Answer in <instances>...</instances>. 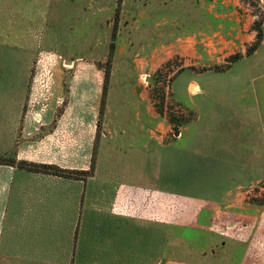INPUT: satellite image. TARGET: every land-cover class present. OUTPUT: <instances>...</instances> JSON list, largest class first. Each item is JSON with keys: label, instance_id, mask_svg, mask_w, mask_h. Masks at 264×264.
<instances>
[{"label": "rangeland", "instance_id": "rangeland-1", "mask_svg": "<svg viewBox=\"0 0 264 264\" xmlns=\"http://www.w3.org/2000/svg\"><path fill=\"white\" fill-rule=\"evenodd\" d=\"M212 5L206 9L194 0H47V19L42 14L29 28L32 50L7 51L8 38L0 37V76L21 78L13 86L17 93L28 94L25 107L99 112L95 168L91 169L97 172V181L101 174L126 172V164L143 153L154 188L196 199H220L241 181L226 179L225 165L185 161L182 138L173 144L179 137L176 133L192 117L184 107L185 80L212 69L230 82L249 71V63L264 62V50L247 56L256 38L241 41L245 28L257 35L256 22L264 31V5L261 0H239L238 5H213L211 11ZM42 10L46 12L44 6ZM217 11L229 14L228 18L217 19ZM232 13L241 21L233 20ZM206 29L212 40H207L211 42L207 46L203 42ZM244 57L248 58L239 61ZM20 60L26 61L24 67L18 65ZM234 63L237 66L229 71ZM190 88L196 91L194 85ZM0 159L4 163L11 157L0 155ZM240 172L253 176L242 165ZM255 175H260L257 168ZM175 199L176 208L181 209L184 199ZM109 200L110 196L97 201V208L108 209ZM224 209L235 219L256 221L249 231L235 230L244 241L221 236L215 227L138 220L134 222L144 228L123 231L112 255L130 257L145 250L142 258L132 257L126 264H240L256 244L255 254L262 253L264 258V179L229 197ZM212 214L216 213L210 212L209 219ZM102 234L103 225L99 234L93 232V239Z\"/></svg>", "mask_w": 264, "mask_h": 264}, {"label": "crops", "instance_id": "crops-1", "mask_svg": "<svg viewBox=\"0 0 264 264\" xmlns=\"http://www.w3.org/2000/svg\"><path fill=\"white\" fill-rule=\"evenodd\" d=\"M46 1L0 0V37L8 38L4 49L32 50L27 38L29 28L33 19H47ZM194 1L204 3L206 9L209 4H239V0ZM261 2L264 5V0ZM43 6L45 13L41 11ZM228 15L214 13L217 19ZM231 16L241 21L237 14ZM244 30L247 33L241 36L242 43L255 40V32ZM203 36L205 45L211 44L207 29ZM262 50L264 40L249 57ZM241 51L244 52V45ZM21 60L18 65L24 67L26 61ZM248 69L230 82L212 69L185 80L188 85L184 107L192 117L178 131L173 144L182 138L185 161L225 165L229 172L226 179L241 181L228 188L220 199H196L154 188L153 175L145 171L143 153L126 164V172L101 174L102 179L97 181V172L91 169L95 168L99 112L79 107H25L28 94L17 93L13 86L21 78L0 76V155L11 157L9 162L0 164V264H126L132 257L142 258L145 250L139 255L121 257L117 252L112 255L113 248L121 241L123 231L144 228L134 222L138 220L186 228L215 227L221 236L244 241L234 234L235 230L249 231L250 224L255 228L256 221L235 219L226 211L228 207L224 208L229 197L239 194L244 186L264 179V62H251ZM192 85L196 91L191 90ZM21 163L55 165L79 174L61 177L32 172ZM241 165L253 172L251 178L241 175ZM246 179L251 181L244 182ZM108 196L110 207L97 208V201H106ZM175 197L184 199L181 209L176 208ZM210 212L216 213L211 219ZM101 225L104 234L94 240L93 232L99 234ZM255 249L256 244L244 254L240 264H264L263 254L256 255ZM102 251L105 254L100 258Z\"/></svg>", "mask_w": 264, "mask_h": 264}, {"label": "trees", "instance_id": "trees-1", "mask_svg": "<svg viewBox=\"0 0 264 264\" xmlns=\"http://www.w3.org/2000/svg\"><path fill=\"white\" fill-rule=\"evenodd\" d=\"M254 30L257 32L256 41L247 50V56H251L252 54H254L258 50V48L260 47V45L262 44L264 40V31L262 30L260 23L258 22L255 23ZM241 57L242 56H239L237 58L239 59ZM238 59H235V61ZM0 164H1V159H0ZM21 165L26 167V169L32 172L48 173V174L61 176V177H69L71 175L79 174L78 172H69V171L63 170L55 165H43V164H36V163H21Z\"/></svg>", "mask_w": 264, "mask_h": 264}, {"label": "water", "instance_id": "water-1", "mask_svg": "<svg viewBox=\"0 0 264 264\" xmlns=\"http://www.w3.org/2000/svg\"><path fill=\"white\" fill-rule=\"evenodd\" d=\"M176 135H179V133H176Z\"/></svg>", "mask_w": 264, "mask_h": 264}, {"label": "bare ground", "instance_id": "bare-ground-1", "mask_svg": "<svg viewBox=\"0 0 264 264\" xmlns=\"http://www.w3.org/2000/svg\"><path fill=\"white\" fill-rule=\"evenodd\" d=\"M197 89V88H196Z\"/></svg>", "mask_w": 264, "mask_h": 264}]
</instances>
